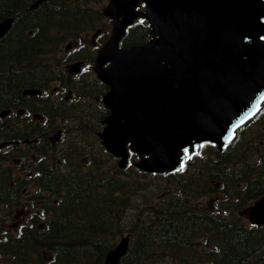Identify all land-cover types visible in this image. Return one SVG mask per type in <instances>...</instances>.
Returning a JSON list of instances; mask_svg holds the SVG:
<instances>
[{"label": "trees", "instance_id": "16d2710c", "mask_svg": "<svg viewBox=\"0 0 264 264\" xmlns=\"http://www.w3.org/2000/svg\"><path fill=\"white\" fill-rule=\"evenodd\" d=\"M35 1L0 0V21L18 15L0 42V109L29 102L21 98L24 88L58 79L47 55L103 20L100 10L90 9L103 0H49L29 10ZM147 37L148 25L141 22L130 28L124 47ZM260 128L264 106L227 148H205L206 160L193 159L191 175H0V205L15 210L28 200L42 209L17 232L4 228L0 264H105L128 234L131 245L121 264H264V228L242 214L262 191ZM215 180L223 198L206 208L197 199L217 191ZM30 181L38 190L24 196ZM41 199L48 202L38 206Z\"/></svg>", "mask_w": 264, "mask_h": 264}, {"label": "water", "instance_id": "95a60500", "mask_svg": "<svg viewBox=\"0 0 264 264\" xmlns=\"http://www.w3.org/2000/svg\"><path fill=\"white\" fill-rule=\"evenodd\" d=\"M142 2L145 12L137 10ZM103 13L114 20V27L94 67L110 87L104 102L111 114L99 136L121 158V168L127 165L130 146L140 156L136 166L142 170H179L182 159L198 151L200 143L221 148L260 110L263 0H111ZM138 17L149 21L151 38L120 48L126 28ZM14 20L0 23V39ZM108 62L111 66H105ZM79 70V63L72 67L75 73ZM37 93L28 89L24 95ZM245 214L264 225V198ZM129 242V237L122 238L106 264H120Z\"/></svg>", "mask_w": 264, "mask_h": 264}, {"label": "flooded vegetation", "instance_id": "af4514ba", "mask_svg": "<svg viewBox=\"0 0 264 264\" xmlns=\"http://www.w3.org/2000/svg\"><path fill=\"white\" fill-rule=\"evenodd\" d=\"M95 30H97V32L99 31L98 33L95 32L98 38L93 40V49L96 48L97 52L99 40L100 42L102 40L104 42L105 38L103 33H107V30L103 29V26ZM92 31L94 32V30ZM122 45L124 46L123 43ZM91 50L92 49H88L86 52H82L77 49L76 52L81 53L80 56L73 55L75 57L72 56L71 58H75V62H83L82 70L78 74L70 73L69 70H67L64 76H60L59 83L56 80H54V83H58V87L61 89L68 88L74 97H76L77 94L81 100H86L87 98L93 99L94 103L92 106H90L92 104L91 101H88L89 104L86 102L83 103L84 101H79L78 104L80 108L75 111L84 115L87 120L93 122H82L79 126H74L75 129H71L72 134H70V136L76 143L70 144L65 149H62V159L53 161V151H55L56 144L63 141L60 139L66 136V129L73 127L70 124L69 116L71 112L69 109L72 108V105L66 102L69 98L68 96H64V99L57 104H49V101L51 102L53 97L57 96V98H60L61 93H63L60 92L57 87L53 86L51 97L45 96L47 104L46 109H44L43 107L40 108L38 100H30L27 97L24 98L21 96V98L29 101L23 106L24 111L20 113L18 108L21 106L18 105L17 109H14L9 116L0 118V132L10 128V131L15 133L14 137L11 138L18 141L15 148L17 149L16 151H10L14 146L5 149L6 152L4 156H2V161L0 163V175L1 172L7 169L11 170L13 167L15 175H49L51 171L58 174L64 172H66V174L78 172L91 175L95 173V165L101 160L98 156L102 154L103 150V143L102 140H100L101 138L99 139V134L104 127H106L103 121L110 115L111 111L103 104V98L108 92V87L100 82L96 76L93 78L86 77L87 73H91L92 71L94 73L96 56L94 58L88 56ZM87 61L94 63V65L92 67L91 65H89V67H84ZM89 68H92V71H88ZM68 69L70 68L68 67ZM49 87L50 84L48 83L43 87L45 95L49 93ZM76 89L78 92H76ZM66 109L68 111H66ZM61 113L64 114L62 115ZM58 119H61L63 124L59 125V123H57ZM63 120L65 121L63 122ZM91 125H94L96 129L98 127H102V129L98 128L97 132L95 130L94 133L89 134V127ZM57 131L61 132V138L59 140H56L53 136ZM14 154L18 156L13 157ZM135 158L136 156L132 155V159L130 160L133 164L132 166H134ZM111 159L113 160L114 157H111ZM11 162L15 164L12 165ZM62 166L66 171L61 170ZM230 168L231 166L229 163L224 164L227 175L231 174ZM130 170L133 172L132 167ZM118 173L119 171L116 167L108 172L109 175H118ZM121 174H124V172H121ZM258 178L257 183L262 186L261 194L264 195V175H258ZM242 184L245 185L243 182ZM23 194L26 195L25 190ZM3 224L5 226L8 222H4Z\"/></svg>", "mask_w": 264, "mask_h": 264}, {"label": "rangeland", "instance_id": "374dc122", "mask_svg": "<svg viewBox=\"0 0 264 264\" xmlns=\"http://www.w3.org/2000/svg\"><path fill=\"white\" fill-rule=\"evenodd\" d=\"M107 2H108V0L107 1H105V0H103V1H96L95 3L91 4L90 9L91 10H101L102 11V9L105 7V5L107 4ZM100 25H101V22L95 28L100 27ZM102 26H103V29H106L107 30L106 35H108V33L111 32L112 24L109 22L108 19H104L103 22H102ZM95 32L90 31V30L83 31V32H81L78 35V37L70 38V41H67L66 43L62 44L60 46V49L57 52L56 56L54 57V60H53L54 63H53V65L51 64L53 66V68H55L54 71H53V73L61 76V73L63 71L64 72H67L68 65L75 63V60L71 59V57L74 55V51H75L74 49H80V48H84V47H85L84 50L93 49L94 48L93 47V40L96 39V38H98V36H97V34ZM69 45H71V46L67 50V47ZM89 65H91V67H92L94 65V63H91L90 61H87L85 63V66L84 67H89ZM88 71H92V68H89ZM94 76H95V74L93 73V71L91 73H87V75H86V77H90V78H93ZM56 81H58V83H59V78ZM58 83H50V87H49L50 89L48 91L49 93H47L44 96H50L51 95V91L53 89V86L54 87H57L60 90V92H63V93H61L60 98H57V96L53 97V100H51V102L49 101V104H52V103L57 104L59 101H61L62 99H64V96H69V93H70L69 89L68 88L67 89L66 88L65 89L59 88L58 87ZM79 101H84L83 103H85V102L88 103V101H91L92 104L90 106H92L93 103H94L93 102V99H88V98L86 100L79 99V95H77V94H76V97H74V95L71 94L70 99L67 100L66 102H67V104H70L72 106L73 105L75 106V104H78ZM83 105H82V108H83ZM76 116L80 118V116L78 114H76ZM65 120H63V122ZM61 121H62L61 119H58L57 120V123H59V125L63 124ZM82 122L92 123L93 121L87 120V118H85L82 121L80 119H75V117H70V124L73 127L66 129V132H65L66 136L60 139V140H63V141H60L59 143L56 144L55 151H53L54 152V155L56 156V160L62 159V156H61L62 149H65L70 144H75L76 143L75 140H73V138L70 136V134H72V130L71 129H75L74 126H79ZM98 128L96 129L94 127V125H91L89 127V134L94 133L95 130L97 132L98 131ZM99 129H102V127H100ZM69 137H71V138H69ZM16 150L17 149H15L14 151H16ZM5 152H6L5 150L2 151V153H0V155H2V154L4 155ZM17 156L18 155H15L14 154L13 157H17ZM98 158L101 159L100 165L103 167L104 170L109 169L111 166H114V165L116 166V162L114 161V164H113V160L107 158L106 155H104L102 157V154H101V155L98 156ZM61 170L66 171L63 166H62ZM131 175H134V174L132 173ZM136 175H141V174H139V173L136 172ZM29 189L30 190H34L35 188H29ZM216 194H217V192L213 193L212 196H208V198H203V197L201 199L199 198V199H197V202H199V201L203 202L204 201V204L206 203V205H209V204H211V203H213L215 201ZM15 214H16V212H15ZM0 220H3V211H0Z\"/></svg>", "mask_w": 264, "mask_h": 264}, {"label": "bare ground", "instance_id": "6f19581e", "mask_svg": "<svg viewBox=\"0 0 264 264\" xmlns=\"http://www.w3.org/2000/svg\"><path fill=\"white\" fill-rule=\"evenodd\" d=\"M58 43V42H57ZM54 47V46H53ZM51 48V47H50Z\"/></svg>", "mask_w": 264, "mask_h": 264}]
</instances>
